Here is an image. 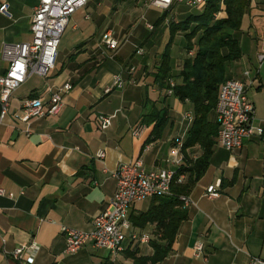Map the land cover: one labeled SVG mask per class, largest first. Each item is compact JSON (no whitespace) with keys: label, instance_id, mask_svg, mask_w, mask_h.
Listing matches in <instances>:
<instances>
[{"label":"crops","instance_id":"0c3cea01","mask_svg":"<svg viewBox=\"0 0 264 264\" xmlns=\"http://www.w3.org/2000/svg\"><path fill=\"white\" fill-rule=\"evenodd\" d=\"M5 3L10 17L0 13V76L7 67L4 45L32 41L30 23L38 0H0ZM183 6L165 18L168 10L140 0L126 5L87 0L69 18L54 68L46 77L29 75L11 94L4 117L0 106V186L12 194L0 197V264H136L141 259L146 261L139 264H148L154 245L166 244L156 222L144 218L158 197L131 203L130 228L117 254L90 243L68 254L61 227L92 229V219L116 190L114 171L121 163L139 158L146 170H177L166 161L176 146L180 166L201 157L200 142L185 145L191 138L192 103L167 93L169 80L181 83L182 61L193 55L182 47L174 62L169 54L171 40L180 33H172L170 23L192 8ZM138 13L142 22L134 24ZM225 16L221 6L216 18ZM106 32L117 49L104 45ZM232 36L240 56L225 64V79L246 84L252 123L264 128V60H259L264 54V0H250ZM166 51L168 86L161 88L155 75ZM116 76L123 86L111 89ZM65 84L70 88L63 92L59 113L18 119L27 99L40 98L46 109L50 94ZM162 109L166 120L155 136L153 124L143 116ZM100 115L110 117L105 129L99 126ZM209 121L216 124L214 111ZM211 139L207 168L188 193L189 204L182 206L186 216L167 255L155 264H205L202 257L207 264H250L264 258V134L244 139L233 151L217 142V133ZM211 185L217 195L208 197ZM142 236L147 240L141 241ZM197 241L203 244L202 257L194 255ZM18 247H29L28 260L13 256Z\"/></svg>","mask_w":264,"mask_h":264},{"label":"built area","instance_id":"2783aa9c","mask_svg":"<svg viewBox=\"0 0 264 264\" xmlns=\"http://www.w3.org/2000/svg\"><path fill=\"white\" fill-rule=\"evenodd\" d=\"M146 5L159 7L163 10H170L174 0H140ZM205 0H176L177 4L188 7H200ZM87 0H38L31 17L30 30L32 41L28 43L5 44L2 55L7 61L5 73L0 76V106L1 117L7 111L9 98L29 75L35 74L46 77L54 68L57 50L62 33L64 32L70 16L78 9L83 8ZM0 13L10 17L8 5H0ZM151 29L152 26L148 25ZM103 43L108 49H117L118 43L109 32L104 34ZM137 52L141 53L138 49ZM259 60H264V54L259 55ZM248 75V71L245 72ZM123 81L116 76L111 87H122ZM175 86L169 80L167 93H173ZM70 88L69 84L53 92L49 96L48 107L45 109L40 98L27 99L18 119L27 121L31 117H42L47 114L59 113L63 105V92ZM246 84L235 79H226L220 85L216 104L214 106L215 122L217 125V142L228 151L239 149L244 139L264 134V128L255 126L252 123L253 105L246 95ZM108 89V90H111ZM99 126L105 129L110 124V117L99 116ZM138 131L135 130L134 134ZM97 157L103 158L104 152L97 153ZM178 168L182 156L180 149L172 147L169 157L166 159ZM116 179V190L108 201L104 211L92 219L90 231H80L63 226L61 231L65 237V252L73 254L83 245L90 243L98 249H107L112 254L123 250V243L126 238V231L130 228L127 213L131 203L153 197H164L172 195L171 186L174 183H182L185 173L171 169L146 170L142 161L138 158L133 162L121 163L114 171ZM3 195L12 196L0 186V197ZM206 195L213 197L217 195L214 185L207 187ZM184 205H188V196H180ZM132 239L136 235L130 234ZM146 241L147 237H140ZM34 246V245H32ZM29 247H18L13 251L17 259L28 260L26 250ZM195 257H202L203 244L197 241L194 246ZM205 264L206 258L202 257ZM250 264H264V258H255Z\"/></svg>","mask_w":264,"mask_h":264},{"label":"trees","instance_id":"16d2710c","mask_svg":"<svg viewBox=\"0 0 264 264\" xmlns=\"http://www.w3.org/2000/svg\"><path fill=\"white\" fill-rule=\"evenodd\" d=\"M249 4L250 0H205L197 7L196 12L188 11L181 20L170 23L172 33H184L187 51L193 50L192 41L196 39V52L182 61L179 73L181 83L173 87V95L192 103L194 120L191 138L185 145L200 142L203 153L191 164L184 162L178 168V172L185 173L183 182L172 184V195L158 197V203L144 215L145 219L156 222L161 237L166 241L165 245H154V254L148 259V264H155L167 255L178 225L186 216L180 196H188L195 182L207 168L213 142L211 137L217 133V125L209 121V115L214 111L220 85L226 80L225 64L240 56V49L232 32L239 28ZM221 6H224L226 16L216 18ZM168 78L169 54L166 51L155 79L161 88H165L168 86ZM143 117L145 122L153 124L152 133L158 136L166 120L165 110L153 111ZM142 261L146 259H141L136 264Z\"/></svg>","mask_w":264,"mask_h":264},{"label":"rangeland","instance_id":"374dc122","mask_svg":"<svg viewBox=\"0 0 264 264\" xmlns=\"http://www.w3.org/2000/svg\"><path fill=\"white\" fill-rule=\"evenodd\" d=\"M108 2H110L111 0H106ZM131 0H120L121 5H126L127 3H129ZM184 8L183 5L177 4L176 0H174L173 6L171 10H168V12L165 15V18L170 17V15L174 12H176L178 9H182ZM189 10V13H194L196 12L197 8L196 7H192V8H187ZM159 11V10H158ZM161 12H163V10H161ZM136 19L134 20V24H140L142 21L140 19V13H138V15H136L135 17ZM146 35H148V31L146 30ZM193 52H196V39H193ZM186 38L184 33L180 32L179 34H176L173 39L171 40V44L169 46V54H170V58L172 59V61L176 62L179 59L180 56V50L182 47L186 46Z\"/></svg>","mask_w":264,"mask_h":264}]
</instances>
